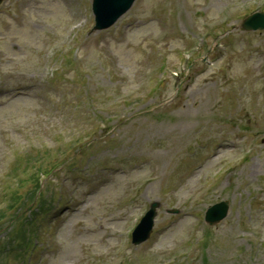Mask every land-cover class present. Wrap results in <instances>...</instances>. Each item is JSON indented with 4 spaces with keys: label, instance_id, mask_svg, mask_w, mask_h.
Instances as JSON below:
<instances>
[{
    "label": "rangeland",
    "instance_id": "rangeland-1",
    "mask_svg": "<svg viewBox=\"0 0 264 264\" xmlns=\"http://www.w3.org/2000/svg\"><path fill=\"white\" fill-rule=\"evenodd\" d=\"M31 3H33L31 1ZM36 3H41L37 16V24L34 28H26L25 30L13 28V32L19 38H22L23 47L19 52L15 54L18 59L13 64H7L5 73L9 72L11 67H14V75L19 79L20 77H26L33 69L38 68L34 62L35 51L33 50L36 36L42 37L46 35L47 31L51 29L52 25L49 22V18L52 17L53 22L57 24L58 18L62 14V10L59 3L53 4L51 0H37ZM47 29V30H46ZM47 36V35H46ZM44 36V37H46ZM43 37V38H44ZM27 45V46H26ZM7 46V45H6ZM27 50L32 55L25 63L21 61L22 51ZM10 53H14L11 49ZM120 58L123 59V54H120ZM94 60H92L93 62ZM91 62L88 63V65ZM8 68V69H7ZM243 68H236L235 74L238 76V71ZM98 75V74H97ZM255 76L250 67L245 77L238 76V81L254 80ZM94 91L98 105L104 107L105 116L108 118L111 115V108L105 97L109 96L108 82L98 75L95 78ZM24 84V83H23ZM220 82L212 80L210 75H204L196 79L193 88L187 94V104L189 108L186 113L191 116L188 122L184 118V110L182 114L175 110L170 113H159L154 117H140L135 119L136 122H140L141 125L137 128L129 124L127 121L123 125L115 128L112 138H106L99 140L96 145L91 148L90 154L97 160H100L101 166H108L106 171V178L120 179L122 176H126L130 171L129 164L132 161H140L145 157L149 159L153 166L160 167L162 170L165 167L167 157L170 156L182 140L188 135L192 134L195 128H204L209 126V121L212 119V112L216 103H225V96L227 89L226 86L221 87ZM240 90L238 88H235ZM37 109L33 106L31 99L18 98L12 103L6 104L0 111V157L5 151V146L10 147L12 139L17 138L21 132L27 127L31 126L36 119ZM106 121L104 118H100V131L106 127ZM161 143V148L154 147L155 144ZM122 145V146H121ZM77 168V165H74ZM74 167L71 169L73 171ZM248 170L250 168H247ZM65 173V171H63ZM59 174L60 176L63 174ZM100 170L98 167H94L92 172L80 175L83 180H90L92 177L100 176ZM239 178V177H238ZM166 180H169L166 178ZM260 181V168L257 169L255 177H249L246 180V175L243 178V182L240 179H235L231 190L221 188L219 185L207 199V203L213 202L217 199H232L233 213L231 217L223 225L213 226V230L210 233L215 239L219 241L218 249L214 252L217 255L216 259L210 260V264H264V260L260 262L256 259L264 257V248L260 250V255L251 258L249 251L252 250V246L248 247V242H245L246 250L242 252L239 250L238 245L226 242V231L230 235L236 234L237 230L244 233L246 239H252L258 247L259 241L264 239V220L258 219L250 208V203H256L258 198L253 196L250 192L257 191V187L253 189V181ZM119 181V180H118ZM241 185L237 188V185ZM227 186V184H222ZM115 187L112 185L106 186L102 189L95 198L97 201H103L113 191ZM184 192L176 196L177 199H181ZM113 203L111 201L107 203L99 204L94 208V215L92 217V228H103L106 226L105 222L109 215L113 211ZM264 215L263 211H259ZM78 216L74 215L69 219L63 220L59 224V228L56 233V239L60 242L58 248L57 257L53 259L50 252L46 254L47 264H74L76 261L80 264H91L104 252L108 245L112 242H104L102 237L105 234L104 229H99L95 233L85 232L83 234H73L72 224ZM33 218V217H31ZM185 220H181L177 229L171 231L168 237L160 242L161 246H171L172 236L177 234L179 230L185 227ZM248 228L250 230H257L258 237L255 234H251L250 231L242 230ZM44 237H47L46 233H41ZM184 235V234H183ZM167 236V235H166ZM183 236L180 238L182 239ZM48 239V238H45ZM141 252V251H140ZM238 258H233L228 262L227 257L240 254ZM84 258L82 261L81 259ZM256 261V262H255Z\"/></svg>",
    "mask_w": 264,
    "mask_h": 264
}]
</instances>
